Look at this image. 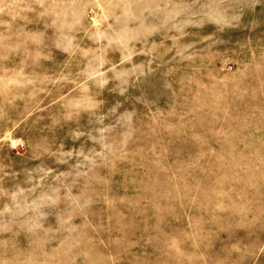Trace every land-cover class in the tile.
<instances>
[{
	"label": "rangeland",
	"instance_id": "rangeland-1",
	"mask_svg": "<svg viewBox=\"0 0 264 264\" xmlns=\"http://www.w3.org/2000/svg\"><path fill=\"white\" fill-rule=\"evenodd\" d=\"M0 264H264V0H0Z\"/></svg>",
	"mask_w": 264,
	"mask_h": 264
}]
</instances>
